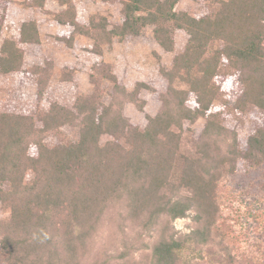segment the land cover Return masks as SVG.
Returning <instances> with one entry per match:
<instances>
[{
    "label": "trees",
    "instance_id": "16d2710c",
    "mask_svg": "<svg viewBox=\"0 0 264 264\" xmlns=\"http://www.w3.org/2000/svg\"><path fill=\"white\" fill-rule=\"evenodd\" d=\"M47 1L24 4L47 10ZM72 1L62 0L69 8L56 19L92 38L98 55L153 26L158 44L174 52L172 67L161 66L167 91L144 128L98 91L69 104L52 100L53 63L26 67L24 46L41 42L37 21L4 37L0 74L36 84L38 104L0 107V203L9 214L0 218V262L243 264L219 240L220 186L232 175H264V0H195V11L178 10L182 0H100L122 5L116 24L99 13L80 21ZM10 2L0 0V36ZM180 31L188 38L178 50ZM94 69L118 80L104 61ZM200 118L202 133L188 140L186 122ZM67 125L79 128L77 140L62 139ZM189 216L196 226L178 230L175 220ZM149 248L150 259H137Z\"/></svg>",
    "mask_w": 264,
    "mask_h": 264
},
{
    "label": "rangeland",
    "instance_id": "374dc122",
    "mask_svg": "<svg viewBox=\"0 0 264 264\" xmlns=\"http://www.w3.org/2000/svg\"><path fill=\"white\" fill-rule=\"evenodd\" d=\"M26 0H11L7 26L0 36V46L4 37L17 34L24 20L35 19L41 32V42L24 46L26 67L53 63V78L49 87V98L62 103H72L80 95H90L95 91L103 95L107 104H121L123 113L132 123L144 128L149 115H156L162 107V97L167 91L168 81L161 72V66L171 68L174 52L164 50L154 37V27L149 26L141 36H129L124 40L116 39L110 46L104 47L103 55L93 51L94 40L86 35L73 33L69 25L60 24L56 14L69 8L62 5V0H48L46 9L30 8ZM75 11L82 22H88L91 14L108 16L113 24L121 21L120 4L103 3L100 0H73ZM195 0H182L178 10L195 11ZM73 37V45L66 40ZM188 35L184 31L177 34V49H182ZM104 61L111 65L117 74V81L103 78L94 69L96 62ZM69 79L66 81H62ZM144 82V89L136 90ZM125 88V89H124ZM128 93L135 92L131 100ZM140 102H145L144 110ZM37 85L24 84L20 76L0 74V107L33 111L37 106ZM205 119L200 118L195 124L186 122V136L198 138L203 131ZM63 140H77L80 130L74 126L62 129ZM103 136V141L111 139ZM55 141V139H52ZM191 144L187 142V147ZM221 227L219 240L228 246L232 256L243 264L257 262L264 258V175L261 171L237 174L227 177L220 186ZM8 212L0 203V218H6ZM178 230L189 231L196 226L189 217L175 220ZM221 247L214 245L213 249ZM150 248L138 252L137 259L147 258ZM210 258H202L195 264H207ZM0 264H2L0 262Z\"/></svg>",
    "mask_w": 264,
    "mask_h": 264
},
{
    "label": "clouds",
    "instance_id": "9594fccd",
    "mask_svg": "<svg viewBox=\"0 0 264 264\" xmlns=\"http://www.w3.org/2000/svg\"><path fill=\"white\" fill-rule=\"evenodd\" d=\"M46 235V234H45Z\"/></svg>",
    "mask_w": 264,
    "mask_h": 264
}]
</instances>
